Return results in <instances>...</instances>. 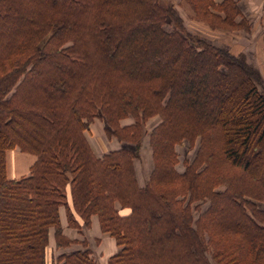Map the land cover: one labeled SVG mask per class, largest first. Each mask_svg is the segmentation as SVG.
I'll return each instance as SVG.
<instances>
[{
    "label": "trees",
    "instance_id": "16d2710c",
    "mask_svg": "<svg viewBox=\"0 0 264 264\" xmlns=\"http://www.w3.org/2000/svg\"><path fill=\"white\" fill-rule=\"evenodd\" d=\"M184 1L212 29L251 30L238 0ZM99 117L133 148L96 155ZM183 141L197 148L179 171ZM14 148L35 156L17 178ZM60 207L80 233L96 216L117 245L107 264H264V84L246 54L160 0H0V264H96Z\"/></svg>",
    "mask_w": 264,
    "mask_h": 264
},
{
    "label": "rangeland",
    "instance_id": "374dc122",
    "mask_svg": "<svg viewBox=\"0 0 264 264\" xmlns=\"http://www.w3.org/2000/svg\"><path fill=\"white\" fill-rule=\"evenodd\" d=\"M160 1L164 4H173L175 10L181 16L182 22L184 23V26L188 31L192 32L193 34L200 35L204 40H207L208 42L214 45L228 48L229 50L234 52L243 51L246 54L248 62L252 66H254L255 69L258 71L261 78V82L262 84H264V42H262L264 40V37L263 39L261 38V34L264 32V28L262 27L261 23H258V26H255V28L253 30H250L249 32H246L242 29L235 31L212 29L205 23L192 18V11L184 0ZM249 4H251V2H249ZM239 5H242V1H239ZM252 6L255 7L252 8V12L255 16L251 14L250 18L254 26L256 25V21L254 20L257 19L259 13L258 7L254 5ZM164 26L170 29L171 22L167 21ZM245 105H239L235 109V117H239L240 115H242V112L246 109ZM157 120V117H153L146 123V133L143 134L141 138L139 155L135 159V169L140 184H143L147 180L149 171L152 167L151 149L149 147L148 132L150 127L155 124ZM130 121V118H125L122 120L123 123H128ZM105 126L106 124L104 119L99 117L95 118L90 124L89 129L85 131V135L96 155H101L104 152H107L117 147L133 148L132 143L119 141L112 136H108L104 129ZM196 148L197 143L190 144L187 141H183L180 144H176V151L179 157V162L176 167L179 171H182L184 169V160H191L194 157ZM12 151H16L17 154H14ZM8 153H10L9 156ZM19 153L20 152L16 148L8 150L7 164L9 163L11 154L14 157L18 158V155H20ZM25 155L29 156L28 154ZM24 162L25 159H21V163L24 164ZM27 171L28 170H26L25 172ZM16 174H18L16 176H19L21 173L17 171ZM206 204L207 201L201 202V207L204 208ZM93 224V227L90 226V228H83L82 233L69 226L63 227V230L65 234L72 238L74 237L81 239L86 236L89 241V245L93 250L94 257L96 258V264H107L106 255L117 249V245L115 244L112 237H109L107 234L98 232L95 219L93 220ZM100 236L104 237L103 240L102 238H100ZM97 237L99 238V240L96 242L95 238ZM51 243H53L52 240ZM50 245V248L48 247V252L54 250V246H52V244ZM77 246V244L73 245V247ZM54 251L56 252V249Z\"/></svg>",
    "mask_w": 264,
    "mask_h": 264
},
{
    "label": "crops",
    "instance_id": "0c3cea01",
    "mask_svg": "<svg viewBox=\"0 0 264 264\" xmlns=\"http://www.w3.org/2000/svg\"><path fill=\"white\" fill-rule=\"evenodd\" d=\"M239 1H242V5L240 6V8H241L243 14L246 15V17L248 18V20L251 23V30H253L255 28V26H258V23H261L262 27L264 28V8H263V0H238V3H239ZM249 2H251V4H249ZM252 5L258 7V13H259V14L257 13L259 15L257 17V19L254 20V21H256V25H254V26H253V23L251 22L252 20L250 18V15L253 14L252 8H255ZM253 16H255V15L253 14ZM263 37H264V32L261 34V38L262 39H263ZM262 42H264V40ZM18 151L20 152L19 153L20 155H18V158L14 157L11 154L10 155L9 163L7 164V172H8V175L10 177H12V178H17V177H20L22 175L27 174L28 171L27 172H25V171L26 170H29L30 165L35 160V156L33 154L26 153V152H22L20 150H18ZM12 152L14 154H17L16 151H12ZM9 154L10 153H8V156H9ZM25 154H28L29 156H27ZM21 159H25L24 164L21 163ZM17 171L21 173L19 176H16V175H18V174H16ZM59 215H60V224H61V226L62 227H66L67 226V223H66L65 211H64V208L63 207H60L59 208ZM94 219L96 220L97 230H98V232H100L99 227H98V222H97L96 216H93L92 217L91 227L94 226V224H93V220ZM100 233H102V232H100ZM100 238H102V240H103L104 237H101L100 236ZM51 240H52L53 243H51ZM50 244H52V246L54 245L52 230L50 231V236H49V245ZM113 252H111V253H113ZM111 253L107 254L106 257H108Z\"/></svg>",
    "mask_w": 264,
    "mask_h": 264
}]
</instances>
